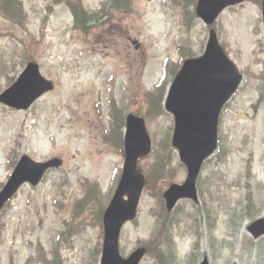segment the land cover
<instances>
[{
  "label": "rangeland",
  "instance_id": "374dc122",
  "mask_svg": "<svg viewBox=\"0 0 264 264\" xmlns=\"http://www.w3.org/2000/svg\"><path fill=\"white\" fill-rule=\"evenodd\" d=\"M54 1L21 0L26 14L21 23L0 14V91L31 60L54 84L27 110L0 104V188L23 154L39 162L62 160L37 186L20 187L0 210V264H49L52 250L61 264H91V250L99 245L101 252V224L76 226L67 242L58 235L86 182L96 183L107 203L114 192L123 168L124 127L113 129L111 110L116 106L123 121L127 113L144 117L143 95L161 82L164 63L202 54L210 28L190 14L193 5L185 15L169 0H131L129 13L116 11L109 23L83 36L72 29L67 0ZM101 1L82 3L94 9ZM214 27L243 80L221 112L219 147L202 165L198 202L181 199L167 212L160 200L169 184L186 177L175 150L168 179H146L137 217L124 224L119 239L124 257L145 246L139 264H199L203 256L209 264H264V237L255 240L247 232L264 217V101L257 104L264 78L260 5L245 1L228 8ZM173 124L165 110L146 120L154 146L170 127L172 134ZM152 160L151 155L139 160L143 174ZM249 211L252 216L245 215ZM232 213L243 216L230 224ZM153 240L159 246L149 252Z\"/></svg>",
  "mask_w": 264,
  "mask_h": 264
},
{
  "label": "water",
  "instance_id": "95a60500",
  "mask_svg": "<svg viewBox=\"0 0 264 264\" xmlns=\"http://www.w3.org/2000/svg\"><path fill=\"white\" fill-rule=\"evenodd\" d=\"M244 0H197L195 12L206 23L212 24L226 7ZM264 22V0L261 2ZM242 75L220 46L214 29L209 32L203 54L186 59L168 88L165 109L174 118L171 143L187 169L182 184H171L163 198L168 211L181 198L197 201L196 180L203 161L217 148L219 114L234 94ZM53 88V83L39 72L38 64L29 62L15 82L0 93V103L17 110L27 109L37 98ZM151 140L145 121L128 114L124 137V166L116 190L103 217V244L99 264H139L145 254L137 248L128 257L119 252V236L123 224L136 216L140 195L145 184L137 168L138 158L146 156ZM61 160L53 158L37 162L22 155L0 190V209L24 183L37 185L45 171L59 167ZM126 198H125V197ZM248 231L254 238L264 235V218L253 221ZM200 264H208L206 258Z\"/></svg>",
  "mask_w": 264,
  "mask_h": 264
},
{
  "label": "trees",
  "instance_id": "16d2710c",
  "mask_svg": "<svg viewBox=\"0 0 264 264\" xmlns=\"http://www.w3.org/2000/svg\"><path fill=\"white\" fill-rule=\"evenodd\" d=\"M175 5L183 8L185 15H187L188 7L194 4V0H170ZM254 3L260 4L261 0H250ZM67 6L70 8L73 15V29L81 32L83 35H87L91 32L93 28H96L104 23H109L114 16V12L123 11L126 13L130 12L131 0H105L94 10H87L82 5L81 0H67ZM0 14L5 18L21 23L25 17V10L23 9L21 0H0ZM190 14L194 16L193 9H190ZM180 64H164V73L161 82L152 90L145 91L143 95V100L145 103V111L143 113L144 118L147 121H152L164 113L163 99L166 92V87L168 79L175 75ZM13 80L11 78L8 83ZM264 99V79L262 84L259 86V100L257 104ZM111 124L113 129L120 130L124 125L123 119H121V112L119 109L113 107L111 113ZM174 149L171 146V127L168 131L161 134L155 146L153 145L151 156L152 162L149 164L146 170V179H155L158 181H163L165 178L168 179V172H170V166L172 164ZM84 193L81 198L76 199L73 202L71 209V216L68 223L65 224L66 229L59 233V239L67 242L72 236L76 234V226H96L101 224V218L105 206L107 204V196H102L100 189L96 183L86 182L83 185ZM145 188L147 189V183ZM160 200H162L160 198ZM241 212L245 211L241 209ZM245 215H250L246 212ZM243 215L231 214L229 217V223H234V220ZM212 228V224H209ZM159 242L156 240L151 241L148 245L152 248L149 252L156 247ZM259 248V244H258ZM93 251V252H92ZM95 251V252H94ZM100 252V247H94L91 250V264L98 261ZM52 260L49 264H61L62 261L58 255V251L52 250ZM159 264H162L158 260Z\"/></svg>",
  "mask_w": 264,
  "mask_h": 264
}]
</instances>
